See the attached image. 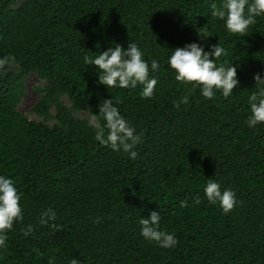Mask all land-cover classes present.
I'll use <instances>...</instances> for the list:
<instances>
[{
    "label": "trees",
    "instance_id": "trees-1",
    "mask_svg": "<svg viewBox=\"0 0 264 264\" xmlns=\"http://www.w3.org/2000/svg\"><path fill=\"white\" fill-rule=\"evenodd\" d=\"M213 2L220 0H0V58L14 57L0 67V175L13 180L23 212L0 264H264V123L246 125L253 74L264 75V16L244 35L229 34L210 15ZM204 31L212 36L200 40ZM193 41L205 50L218 41L225 55L217 63L238 65L231 96L205 99L174 79L171 48ZM113 42H135L149 63L158 60L151 98L140 85L107 90L85 65ZM31 73L46 82L32 111L56 119L53 127L17 110ZM105 98L141 135L135 159L101 145L90 123L72 116L98 115ZM208 179L236 193L229 213L205 199ZM48 208L56 218L41 224ZM153 210L175 247L140 235V217Z\"/></svg>",
    "mask_w": 264,
    "mask_h": 264
},
{
    "label": "clouds",
    "instance_id": "clouds-1",
    "mask_svg": "<svg viewBox=\"0 0 264 264\" xmlns=\"http://www.w3.org/2000/svg\"><path fill=\"white\" fill-rule=\"evenodd\" d=\"M210 15L223 21L225 30L229 34L244 35L249 27L254 25L256 18L264 16V0H220L219 4L210 5ZM204 40L212 34L204 31L198 34ZM167 57V67L174 73V79L183 84H190L192 89H199L200 95L205 99H212L217 91L227 98L233 94V89L238 85V65L229 64L228 61L217 63L225 55V49L218 43L208 45L205 50L203 43L189 42L182 47L171 48ZM14 60V57L0 58V67ZM85 65L95 66L94 71L98 76V83L107 90L111 88L135 89L142 86L140 95L151 98L154 94L157 79L149 73L160 68L157 59L151 62L144 59V52L135 42H127V47L113 42L106 50L99 51L95 56H85ZM256 91L248 97L250 114L247 116L246 125L254 127L264 123V75L253 74ZM189 97H182L179 103L187 104ZM97 114H93L90 127L95 130V139L101 144L110 147L118 153L127 154L129 159H135L137 144L141 135L121 115L111 99H103L97 106ZM102 118L103 123H100ZM204 197L209 204L218 205L224 214L229 213L237 204L236 193L231 188H221V184L208 179L203 188ZM21 195L13 180L5 175H0V247L7 241V232L14 222L23 218L20 205ZM197 197L195 203H199ZM181 207H187L188 201L181 200ZM56 213L45 209L41 213V224L54 221ZM161 214L153 210L147 218L140 217V235L148 242L160 248H173L177 244L174 233L161 228ZM55 227V225H53ZM33 230L31 224L24 229V235H29ZM51 264V262H50ZM71 264H76L73 260Z\"/></svg>",
    "mask_w": 264,
    "mask_h": 264
},
{
    "label": "rangeland",
    "instance_id": "rangeland-1",
    "mask_svg": "<svg viewBox=\"0 0 264 264\" xmlns=\"http://www.w3.org/2000/svg\"><path fill=\"white\" fill-rule=\"evenodd\" d=\"M24 1L25 0H15L14 7L19 6ZM8 71L16 73L18 69L15 65L10 64ZM21 84L23 96L21 97L17 106V110L31 121L44 122L47 126L53 127L57 123L56 119H48L47 121H44L42 117L38 116L32 111V108L37 103L42 90L46 85V82L40 80L35 74L31 73L23 78ZM62 102L68 107L71 106V103L66 97H62ZM50 113L52 116H54V109H52ZM72 116L86 120L89 123L92 118V116L87 111H72Z\"/></svg>",
    "mask_w": 264,
    "mask_h": 264
}]
</instances>
